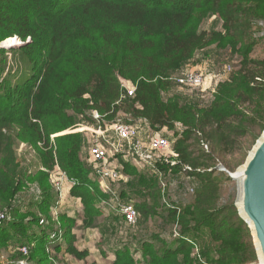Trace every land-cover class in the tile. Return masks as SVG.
Here are the masks:
<instances>
[{
	"label": "trees",
	"instance_id": "obj_1",
	"mask_svg": "<svg viewBox=\"0 0 264 264\" xmlns=\"http://www.w3.org/2000/svg\"><path fill=\"white\" fill-rule=\"evenodd\" d=\"M212 15L221 19V30L202 29ZM260 19L264 0H0V42L8 38L1 45L20 37L25 44L15 49L31 66L25 77H7L0 84V214L6 216L0 220V245L22 246L35 239L45 251L47 243L45 232L35 229L39 218L27 220L15 207L29 179L20 171L15 140L38 148L41 167L54 170L58 165L76 183L71 195L82 205L89 228L111 194L93 181V164L81 158L83 135L64 132L80 120L106 125L124 117L140 135L144 130L138 124L143 122L154 136L164 129L173 133L177 157L174 164L165 162L161 168L184 173L201 185L193 202L166 208L168 220L182 227L175 245L161 236L138 248L136 243L134 248L126 244L116 249L112 264H139L141 258L147 264L256 262L248 225L234 201L221 202L224 181L215 167L221 162L231 169L242 164L247 149L243 140L251 136L255 141L264 130V59L250 57ZM213 45L230 46L242 59L217 85L212 102L201 107L177 96L166 98L172 74ZM123 81L135 86L133 96ZM236 155L242 159L234 163L230 158ZM120 171L129 176L140 173L128 162ZM48 178L45 172L37 177L44 190H49ZM160 194L153 183L148 193L152 203L145 199L134 204L139 216L159 214ZM121 195L127 197L123 190ZM127 200L124 203H132ZM50 203L45 198L40 206L49 208ZM61 222V241L68 252L79 260L86 258L88 251L79 250L74 241L77 218L66 214ZM196 245H202L204 261L194 256Z\"/></svg>",
	"mask_w": 264,
	"mask_h": 264
},
{
	"label": "rangeland",
	"instance_id": "obj_2",
	"mask_svg": "<svg viewBox=\"0 0 264 264\" xmlns=\"http://www.w3.org/2000/svg\"><path fill=\"white\" fill-rule=\"evenodd\" d=\"M202 29L207 31L221 30L222 21L219 17L212 15L203 22ZM15 37L18 39L14 38L12 43L6 45H16L18 42H23L20 37ZM254 38L256 45L253 52L250 53V57L264 59V19L256 21ZM6 40L8 38L0 42V44ZM17 47L15 46L13 50L10 47H5V51H0V84L7 77L15 80L20 76L25 77L30 72V62L23 57L21 52L15 49ZM241 59L242 55L235 52L230 46L220 47L213 45L206 50L199 51L194 59L183 69L172 74L169 79L172 83L171 91L165 94V97L177 96L181 98L183 103L205 107L212 102L217 85L229 76ZM2 69H5L4 72H2ZM187 70L202 72L206 78L204 85L191 87L179 83L178 79ZM13 80L12 82H14ZM90 114L94 118L97 116L96 112H91ZM123 118H120L122 122H124ZM96 125H98V122L91 124L80 120L76 123L75 128L66 132H79L83 135L81 158L90 165L92 163L93 170L96 164L91 160L89 150L93 128ZM138 125L144 130L141 135L142 142L147 144L156 132L143 123ZM164 130L159 133L162 132V134L167 136L173 134L166 129ZM261 134L262 132L255 141L251 136L243 140L244 148H247L246 150L244 149L246 157ZM209 148L210 146H205L206 150H209ZM14 149L20 171L23 175H26V178L29 176V179L23 182V187L16 197L15 207L22 211L21 213L27 220L32 218V216L39 218V225H36L35 229L45 232L44 238L47 243L45 244V251L40 249L35 239H28L22 246L18 243L0 245V264H41L45 258L47 259V264H112L116 257L115 251L117 248L126 244L134 248V243H136L138 248L144 241L154 239V236H161L164 242L173 246L180 237L182 227L180 224L171 223L168 220L166 208L174 203L188 204L193 202L195 193L201 185L197 179L184 173L165 172L161 168L165 162H173L174 164L176 157L172 152L166 155L155 153L153 164L144 163L129 154H119L110 160L112 165L122 170L123 162H128L136 166L140 173L137 176H129L122 171L121 179L109 182V193L111 194V198L107 200L109 203L103 205L105 208L102 215L96 218L91 227L87 228L83 222L84 209L79 204L77 197L71 195L74 181L66 177L62 191H58L54 184L56 177H59L60 174L58 172L55 173V169L47 170L41 167L42 162L37 147L16 139ZM230 159L236 163L241 161L242 155H236ZM242 164L235 169H231L225 167L221 162L215 167L217 176H220L222 181H224L221 187L222 203L234 201L236 204L238 187L237 182L230 177V173L236 172ZM42 172L48 174L47 185L49 190H44L42 182L37 179ZM31 178L35 179L32 181L30 180ZM153 183L156 184L161 193L159 214L149 218L140 215L136 223H127L120 213L119 204L124 203L127 199H131L135 205L142 204L145 199L150 201L151 198L148 193ZM122 190L127 197H122ZM45 198L51 201L49 208L40 206ZM150 202L152 203V201ZM66 214L77 218L73 229L76 236L75 245L79 250L88 251V256L82 260L70 254L67 250V244L61 241V236L65 233L61 217ZM33 228L30 227V229ZM64 241L67 242L66 237ZM201 246H195L194 256L204 261L201 256ZM161 247L162 244L158 243V248ZM23 248H27V253H24ZM34 253L37 255L35 254V259L32 260L31 256ZM21 254L25 259L20 258ZM139 264L147 263L141 258ZM249 264H260L258 256L256 262Z\"/></svg>",
	"mask_w": 264,
	"mask_h": 264
},
{
	"label": "built area",
	"instance_id": "obj_3",
	"mask_svg": "<svg viewBox=\"0 0 264 264\" xmlns=\"http://www.w3.org/2000/svg\"><path fill=\"white\" fill-rule=\"evenodd\" d=\"M205 80L204 74L196 70H187L183 72V75L178 79L179 83L191 87L203 86ZM123 87L126 89L129 96L134 95L135 86L131 82L123 81ZM96 114V119H99L100 115L98 112H96ZM72 129H69V131ZM55 136L56 135H52V139ZM175 140L176 137L174 134L169 136L166 134H157L153 136L147 144H144L139 129L129 123L122 121L106 125L98 123V125L93 128L89 150L91 160L96 164L91 177L104 191L109 192V182L117 181L122 178L121 171L110 163L111 159L119 154L125 153L137 157L144 163L153 164L155 161V153L166 155L172 152V154L177 157V154L173 151ZM54 172L60 174L59 177H56V182L54 180V185L58 191H62L64 179L67 175L58 165ZM73 183L76 184L75 182ZM106 203L109 202L105 201V204ZM119 208L121 215L127 223L134 224L139 219L138 210L133 203H121L119 204ZM4 217V214H0V220ZM23 251L27 253V248H23Z\"/></svg>",
	"mask_w": 264,
	"mask_h": 264
},
{
	"label": "water",
	"instance_id": "obj_4",
	"mask_svg": "<svg viewBox=\"0 0 264 264\" xmlns=\"http://www.w3.org/2000/svg\"><path fill=\"white\" fill-rule=\"evenodd\" d=\"M23 44H0V48H14ZM234 173H230V177L238 187L235 205L251 231L259 263L264 264V130L244 163Z\"/></svg>",
	"mask_w": 264,
	"mask_h": 264
},
{
	"label": "bare ground",
	"instance_id": "obj_5",
	"mask_svg": "<svg viewBox=\"0 0 264 264\" xmlns=\"http://www.w3.org/2000/svg\"><path fill=\"white\" fill-rule=\"evenodd\" d=\"M16 39H18L17 37H15ZM17 43V42H16ZM6 45V44H5ZM11 45H15V44H11ZM235 174V173H234Z\"/></svg>",
	"mask_w": 264,
	"mask_h": 264
},
{
	"label": "crops",
	"instance_id": "obj_6",
	"mask_svg": "<svg viewBox=\"0 0 264 264\" xmlns=\"http://www.w3.org/2000/svg\"><path fill=\"white\" fill-rule=\"evenodd\" d=\"M144 123V122H143ZM145 124V123H144Z\"/></svg>",
	"mask_w": 264,
	"mask_h": 264
}]
</instances>
